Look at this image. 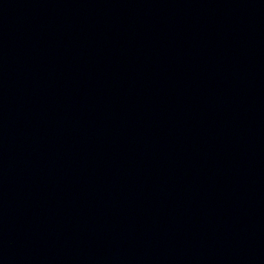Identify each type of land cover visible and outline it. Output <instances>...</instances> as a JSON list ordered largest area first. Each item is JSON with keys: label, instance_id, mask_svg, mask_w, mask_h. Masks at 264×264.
<instances>
[{"label": "water", "instance_id": "95a60500", "mask_svg": "<svg viewBox=\"0 0 264 264\" xmlns=\"http://www.w3.org/2000/svg\"><path fill=\"white\" fill-rule=\"evenodd\" d=\"M0 264H264V0H0Z\"/></svg>", "mask_w": 264, "mask_h": 264}]
</instances>
